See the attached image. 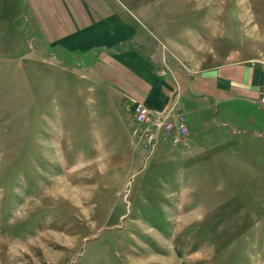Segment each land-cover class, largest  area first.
<instances>
[{
    "label": "rangeland",
    "instance_id": "374dc122",
    "mask_svg": "<svg viewBox=\"0 0 264 264\" xmlns=\"http://www.w3.org/2000/svg\"><path fill=\"white\" fill-rule=\"evenodd\" d=\"M27 1L0 0V264H264V132L223 139L245 173L214 155L231 123L186 151L141 142L106 89L58 103ZM94 1L138 16L161 71L264 47V0Z\"/></svg>",
    "mask_w": 264,
    "mask_h": 264
},
{
    "label": "crops",
    "instance_id": "0c3cea01",
    "mask_svg": "<svg viewBox=\"0 0 264 264\" xmlns=\"http://www.w3.org/2000/svg\"><path fill=\"white\" fill-rule=\"evenodd\" d=\"M90 1H27V19L42 50V67L51 69L49 77L56 78L51 90L58 103L63 95L70 96L72 105H81L83 89L94 92L103 88L114 103L127 109L133 100H144L173 122L180 113L186 133L172 145L186 147V151L196 147L193 137L206 130L207 125L231 123L236 129L230 128V133L212 131L218 141L213 147L215 157L233 159L232 163L245 173L257 167L252 161L236 157L235 152L230 156L224 151L223 139L248 128L257 129L256 134L264 132V108L257 101L264 82L262 45L246 49L243 55L236 50L226 52L200 69L185 66L161 71L154 59L160 48L145 31H139L138 16L133 17L134 21L94 0L95 5L91 6ZM232 105L247 110L241 120Z\"/></svg>",
    "mask_w": 264,
    "mask_h": 264
},
{
    "label": "built area",
    "instance_id": "2783aa9c",
    "mask_svg": "<svg viewBox=\"0 0 264 264\" xmlns=\"http://www.w3.org/2000/svg\"><path fill=\"white\" fill-rule=\"evenodd\" d=\"M258 103L264 108V82L262 83ZM128 109L133 115L136 124L134 132L141 142L156 144L159 137L170 140L171 143H179L186 133L185 120L182 114H176L175 122L167 119L166 115L153 110L147 101L133 100Z\"/></svg>",
    "mask_w": 264,
    "mask_h": 264
}]
</instances>
